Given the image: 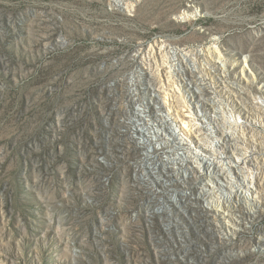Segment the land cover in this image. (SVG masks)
I'll return each mask as SVG.
<instances>
[{"label": "rangeland", "instance_id": "rangeland-1", "mask_svg": "<svg viewBox=\"0 0 264 264\" xmlns=\"http://www.w3.org/2000/svg\"><path fill=\"white\" fill-rule=\"evenodd\" d=\"M139 71L155 80L134 93H163L136 107L163 136L151 117L166 118L194 166L147 174L153 148L128 129ZM216 76L246 98L223 115L264 108V0H0V264H264V208L233 230L198 198L218 182L193 156L234 173L230 153L200 149L229 150L211 119ZM198 118L212 140L182 130ZM250 128L264 159V124Z\"/></svg>", "mask_w": 264, "mask_h": 264}, {"label": "bare ground", "instance_id": "bare-ground-1", "mask_svg": "<svg viewBox=\"0 0 264 264\" xmlns=\"http://www.w3.org/2000/svg\"><path fill=\"white\" fill-rule=\"evenodd\" d=\"M172 54L175 55L176 52ZM134 73L136 74V76H133L131 78L129 77L130 79H128L129 84L132 86L131 87L132 89L130 88L128 91V96L132 100L131 102L135 103V106L132 107L131 110H129L127 115L129 116V119L131 121L130 123L131 126H128V129L134 130V132L137 135L142 137L143 143L133 141L136 145L142 147L148 144L151 145L153 148V152L148 151L143 154L142 164L145 166V170L147 171V174L150 175L153 174L152 172L153 170L151 169V166H154L155 168L159 169L160 174L163 173V171L165 172L169 170H174V171L180 170L178 165L183 166V163L187 161L186 159L189 157L188 155L189 153H187L188 151L183 152L184 159L179 160L178 158L179 154L176 153V148L182 147L183 142L179 141L180 139H178V135L176 133L177 130L168 126L169 123H167L165 117L163 116L156 117L154 115L151 117V121H152L151 123L153 122L158 123L157 125L161 127L162 131L166 132V135L163 136L162 133H159L157 129L154 130V126L153 125L150 126V123H148L144 119L143 113L145 112L144 111L145 109H138L136 107V106H141V104L145 105L146 102L149 103L151 101L152 102L159 101V98L161 96V93H163V91L158 85L152 88H150L151 87L150 85V87L148 88L150 90V94L146 92L144 93V91L143 92L139 91L138 93H134L133 86L137 84L139 85L143 84L145 81L149 83L155 80V78L151 77L150 73H142L140 71ZM224 76H220V77L216 76L215 78L217 86H220L218 96L222 97L223 99H215V98L212 99L213 102L210 107L212 109V114L213 113L216 114V115L213 114V117H211V119L215 121L214 123L216 122L218 123L219 121H222L221 125L219 124V126L216 127L214 135L216 134V136L219 137V139H222L225 143L224 145H226L229 150L228 153L227 152L221 153L222 151L219 152V150L217 151L216 149L206 148L203 150V148L201 147L200 149H202V151H204V153L207 156L212 155L218 158H224V155L230 153L232 155L233 160H235L234 165H232L234 167V173L231 177L233 178L229 176V164L228 166H224L223 164L220 166H214L212 164H208L207 161H199L198 155L193 156L192 158L196 164H200V168L204 172L203 173L204 181L206 180L207 182L208 181L211 182L212 180H217L218 182L217 187H214L216 190H213L212 192L210 191L211 193H209V195L213 199H209V197L206 195L204 197L201 198L198 197V198L200 200H208V201L212 200L209 201L210 210L216 215L225 218L229 222H231L232 225L231 228H233V230L234 228H237L239 230L243 227L244 224L249 223L251 220L255 218V216H257L256 213L258 212V210L264 208V172H263L264 170L262 171V165H264V159L259 156L261 154L258 155V153L261 152L260 146L255 144L257 143L255 141H257L256 138L258 136L252 130V128H250L251 124L255 120H258L264 124V108L260 107L257 109L254 106L255 110L250 109L249 111H247L245 109V111H242L238 115V118H236V120L231 119L229 114H227L226 116L223 115L224 113H227V111H229V108L231 107H233L234 109L237 108L238 106L243 108L244 101L246 100L243 91L240 90V86L238 84L239 82L230 79V77L228 82ZM181 83L183 84V82ZM188 83L192 84L194 83V80L192 81L190 78L188 79ZM178 84H180L179 81ZM197 84L198 83L196 82L195 84H193L195 86V89L197 88L196 87ZM199 85L201 87L203 83L200 82ZM146 89L147 88H143V90ZM171 101L172 102H170V105L174 107L175 106L178 107V103L180 104V102H176L174 100ZM221 101H224L226 106L225 108H220L222 112H219L217 108L220 105ZM183 103H185V101H183ZM180 113L181 115L184 116V118H187L185 117L184 113L182 112ZM222 116L225 118L223 119ZM199 121H201V118L195 119V121H193L194 123L192 122V125L190 126H187L186 123L184 122L185 125L182 126V130L190 129V133L197 132L198 136L203 138V140H212L211 134L207 136L201 132L203 129H205V127L202 126L203 124L205 125V123H202V125H200L198 123ZM173 130L175 132H173ZM132 139L129 138L127 143H131ZM258 139L259 142L262 141V138L261 141L259 137ZM156 142L159 143V145H162L166 149H168V147L170 146V150H168L165 153V156L159 153V150L156 147L157 144ZM262 152L264 153V151ZM170 160H175L176 166L170 165L169 163ZM187 163H190L194 166V164L191 161H187ZM181 176H183L184 180L188 178L187 172L182 173ZM219 181H224V184L226 183V185L221 184ZM134 183L143 184L146 183V179L143 178L142 175H138L134 179ZM168 185L169 184H162L163 187H166ZM199 189H202L201 191L203 193L206 190L205 187L202 188L199 187ZM202 192L201 193L198 192L199 195H202ZM257 239L259 242H264V236L263 237L260 236Z\"/></svg>", "mask_w": 264, "mask_h": 264}]
</instances>
